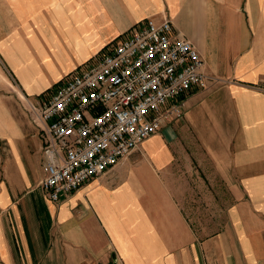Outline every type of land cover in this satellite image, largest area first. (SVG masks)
Instances as JSON below:
<instances>
[{
  "label": "crops",
  "instance_id": "obj_1",
  "mask_svg": "<svg viewBox=\"0 0 264 264\" xmlns=\"http://www.w3.org/2000/svg\"><path fill=\"white\" fill-rule=\"evenodd\" d=\"M165 17L217 80L122 163L51 200L26 101ZM190 142L215 179L175 182ZM0 264H264V0H0Z\"/></svg>",
  "mask_w": 264,
  "mask_h": 264
},
{
  "label": "built area",
  "instance_id": "obj_2",
  "mask_svg": "<svg viewBox=\"0 0 264 264\" xmlns=\"http://www.w3.org/2000/svg\"><path fill=\"white\" fill-rule=\"evenodd\" d=\"M217 78L166 17L132 25L106 52L26 101L42 142L41 187L53 201L122 163L184 115L185 96Z\"/></svg>",
  "mask_w": 264,
  "mask_h": 264
},
{
  "label": "rangeland",
  "instance_id": "obj_3",
  "mask_svg": "<svg viewBox=\"0 0 264 264\" xmlns=\"http://www.w3.org/2000/svg\"><path fill=\"white\" fill-rule=\"evenodd\" d=\"M50 91H47L49 93ZM47 93H43L38 96V99L47 96ZM187 143V142H186ZM190 147H185L181 149L179 158H175L171 165L172 175L175 177V182L177 183H190V185H195L194 183H202L203 180L215 179L216 176L211 172H202V167H209L208 163L202 161L198 156L194 155L195 148H192V142L189 143ZM197 180V181H196ZM220 184H213L212 194L215 196L222 195L223 189L218 188ZM222 186V185H221Z\"/></svg>",
  "mask_w": 264,
  "mask_h": 264
}]
</instances>
